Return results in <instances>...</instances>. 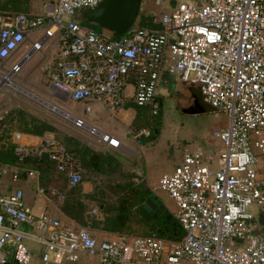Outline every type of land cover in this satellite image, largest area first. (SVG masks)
Returning <instances> with one entry per match:
<instances>
[{
    "label": "built area",
    "instance_id": "2783aa9c",
    "mask_svg": "<svg viewBox=\"0 0 264 264\" xmlns=\"http://www.w3.org/2000/svg\"><path fill=\"white\" fill-rule=\"evenodd\" d=\"M104 1L57 0L42 15L0 12V92L18 90L21 86L12 80L23 64L33 54L45 56L54 40L53 58L43 73L66 98L101 102L114 115L132 102L156 115L164 75L197 83L202 101L226 116V126L213 132L221 146L216 154L186 153L159 178L157 190L174 204L171 214L184 231L181 239L151 232L113 233L97 240L89 226L35 215L23 190L16 189L0 194V264L8 255L17 264H264V237L251 227V208L264 209V0H183L154 16L158 28L135 22L117 38L73 19ZM163 1L154 3L162 8ZM150 2L141 0L139 12ZM20 49L19 57L5 66ZM65 114L94 138L88 140L96 151L121 147L111 135ZM133 134L139 143L150 130ZM15 152L17 165L0 161V177L13 174L16 180L18 172H25L38 185V170L23 167V162L43 154L65 175L64 191L38 185L40 195L50 192L63 201L84 182L80 161L53 133L38 147L16 145ZM87 214L99 219V208ZM29 243L41 245L37 254Z\"/></svg>",
    "mask_w": 264,
    "mask_h": 264
},
{
    "label": "rangeland",
    "instance_id": "374dc122",
    "mask_svg": "<svg viewBox=\"0 0 264 264\" xmlns=\"http://www.w3.org/2000/svg\"><path fill=\"white\" fill-rule=\"evenodd\" d=\"M166 4L167 1L164 0L163 5L166 6ZM147 8H144V13L147 12ZM152 20L154 19L152 18ZM111 33L115 35L114 32ZM52 49V47H47L44 49V53L48 56V58L52 53ZM41 60L42 57H40L39 53L33 54L23 64L21 71L18 73V77L12 80L13 83L18 84L21 87L18 88V90L13 89L12 87H7L4 88L2 92H0V132H3L4 136H8L9 132L16 131L17 125L20 123L21 118V115L18 114V112L21 111L28 120L33 118L47 122L60 130V136H72L89 146L90 143L88 138L92 137L89 136L85 130L77 128L74 125L72 119L64 115L65 110L62 108L60 100L54 94H51L47 91L45 83L46 81L43 79L42 72V67L46 62H42ZM43 80L44 85L43 83L42 85H39L41 84L40 82L39 84L37 83L38 81ZM35 85H37V87ZM188 86V91L191 94L189 95L190 99H184L183 101L182 97H172V92L171 95H166L165 91H159L160 95L156 98L160 103V112L156 116L158 125L153 132H150L151 134L155 135L156 131H159V134L156 133L158 135V141L153 146V154L155 153V157H153L152 160L144 158V161L147 164V169L158 170L159 168L157 167L162 161L163 164L161 166L163 168L168 169L173 165L172 159H161V156L164 155L163 152H167L171 148L170 145H172V142H174L177 146H181L185 142L194 144L211 136L212 125L210 124L209 116L207 115L208 112L211 113L210 111L197 114L186 113L187 111H193L192 108H194L193 104L196 102L195 99L200 98L198 86L196 84ZM129 91L130 88L128 89V92ZM50 105H52L53 108L55 107V110L50 107ZM71 109L73 113L84 115L87 120H92V112L85 111L82 105L74 103ZM12 119L13 122L9 123ZM101 119H105V126L107 129L113 131L115 130L116 132H122L126 130L123 123H121L115 117H110L106 113ZM83 120L85 121V119ZM132 127V129L135 130L133 122ZM147 140H145V142H148ZM161 141L163 142L162 145ZM138 157L140 158L142 156H140L137 152L135 156L129 157L132 158V160L121 159L120 162L118 161L119 163L117 168L113 165L110 167V169L106 170L104 174L95 175L87 173L84 177V181L89 183L90 188H92V191L89 194H95L93 198L85 197V193L82 192V189H79L74 193L73 196H71H76L85 204L86 208L83 215L84 224L82 225H84L83 227L89 226L97 240L106 239L103 238L104 232L100 231V226L98 227L94 224V217L90 218L87 212L95 206L99 208L101 205L100 203L107 204L108 210L112 209V207L115 205V202L118 200V192L121 190V188L119 189V186H123L124 184H128L130 182L146 183L150 187V190L153 189L151 192L154 193V196L160 202V207L166 209L170 213L174 212V204L168 199L165 193L157 190L160 177H158L157 180L147 179L145 181L144 178L138 177V175L135 173L134 170H136L137 164H139ZM3 177L9 191L13 190L15 188L14 185H9L10 183L13 184V182L10 180V175H5ZM251 210L255 215V220L251 223V227L256 228V223H258V228H261V225L264 224V210L261 209L258 211L257 208L255 209V207H252ZM101 212L102 211L99 210V213ZM133 212L134 213L131 221L128 223L129 226L124 230V232L131 235H144L148 233L151 230L150 226L136 215L135 208L133 209ZM87 222H89V225ZM89 263L97 264V262L94 260L89 261Z\"/></svg>",
    "mask_w": 264,
    "mask_h": 264
},
{
    "label": "trees",
    "instance_id": "16d2710c",
    "mask_svg": "<svg viewBox=\"0 0 264 264\" xmlns=\"http://www.w3.org/2000/svg\"><path fill=\"white\" fill-rule=\"evenodd\" d=\"M28 2L29 0H0V12L26 13ZM8 5L11 7V9L8 8ZM91 11L92 10L90 9L82 10L78 12L76 14L77 16L75 15L73 19L81 24V26H85L86 28L95 29L96 31L100 32H106L92 19ZM154 16L155 15H143L139 20V25L148 28H156L158 25L152 20ZM110 34L113 38H117L121 35L117 33L115 35L112 33ZM130 106L135 110V117L133 120V126L135 127L134 131L137 132L141 128H148L150 132H153L158 125L156 117L158 114H151L149 108L147 107H139L133 103ZM18 114L21 115V118L20 123L17 125V132L36 136H42L47 132L53 133L56 138L66 147V149L78 158L85 170V176L87 173L95 175L104 174L105 171L110 169V167L113 165L116 168L118 167L119 162L112 154L108 152H96L91 147L72 136H60V130L47 122L33 118L28 120L21 111H19ZM12 122L13 119L10 120L9 123ZM12 132L13 131L9 132L8 136H4V133L2 132V134L0 132V140L5 139L0 145V161L10 166H16L18 163V156L15 152L16 144L10 141ZM150 135L152 136L153 134L150 133ZM23 167L38 170L39 186L42 189L48 190L49 188L54 187L60 191H64L66 180L65 175L62 172L57 171L55 163L51 161L45 154H43L38 159H33L30 157L26 158L23 162ZM25 176V172H21L19 174L20 179H24ZM120 188L121 190L118 192V200L115 202V205L112 207V209L108 210L107 204L100 203V206H102L101 210L103 212L104 219L100 220L97 217H94V224L98 227H101V232H107L110 234L123 233L126 235H131L125 233L124 230L129 226L128 223L131 221L134 213L133 209L135 208L136 215L141 220L145 221L151 228V230L144 235L155 232L167 240H179L183 237L184 231L169 211L163 209V211L159 212L160 207L152 210L143 206L149 196L152 195V192L148 189L145 183L130 182L128 184H124L123 186H119V189ZM79 189H81V186L71 192H68L65 199L61 201V210L65 215L76 221L79 225L84 226L82 224H84L83 215L86 206L76 196L71 197ZM94 195L95 194H85V197L93 198ZM257 231L258 230H256V232Z\"/></svg>",
    "mask_w": 264,
    "mask_h": 264
},
{
    "label": "crops",
    "instance_id": "0c3cea01",
    "mask_svg": "<svg viewBox=\"0 0 264 264\" xmlns=\"http://www.w3.org/2000/svg\"><path fill=\"white\" fill-rule=\"evenodd\" d=\"M56 1L57 0H29V2L27 4L26 13H30L33 15H42L45 12L51 10L55 6ZM166 1H167L166 6L163 5L162 6L163 8L161 9L160 6H158L154 3V0H151L150 4H148L146 6V8L148 7L147 12H145V13L143 11L141 12L142 16L143 15L144 16H149V15L153 16V15L158 14V12H161V11H170L171 8H174L177 5V3L179 4L183 0H166ZM8 8L11 9V7L9 5H8ZM157 10H159V11H157ZM139 13L140 12H138V15H137L135 22H139V20L142 17L141 13H140V15H139ZM83 27H85V26H83ZM156 28H158V26ZM55 44H56V41L52 40L49 44V47L53 48ZM22 51L23 50H21V49L16 51V53L13 56H11L9 59H7L4 62V65L6 66V65H9L12 62H14L19 57V55ZM53 54H54V48L52 49V53L50 54L49 58L46 54H45V56L40 55V54L39 55H40V57H42V60H41L42 62L45 61L46 63H48L52 60ZM43 67H42V72H43ZM44 76L45 75L43 73V79H45V81H46L45 83H46L47 91L50 92L51 94H54L60 100L62 108L65 110L64 113H68V114H71V115L85 119L87 124L89 123L88 125L98 127L99 130H101L102 132H105V133L111 135L112 137H114L115 139L119 140L120 145H121L120 148H112V147L104 146L102 150H97V151L108 152V153L112 154L119 162L121 159L122 160L123 159L124 160H126V159L132 160V158H129V157L135 156L137 154V152L140 156H142L140 158L138 157L139 164H137V168L134 171L138 175V177L144 178L145 181L147 179H150V180L156 179L157 180L158 177H160L162 174L170 172L171 169L175 165L180 164L182 162V159L186 153H191V152H194L197 150H203V151L212 150L216 154L218 149L221 146L220 140L213 135V132L215 130L220 129V128H224L226 126V116L223 113H218L216 110H209L211 113L208 112L207 115L209 116L210 124L212 125L211 136H209L208 138H205L203 140H200L194 144H189L188 142H185L183 145L177 146L174 142H172V145H170L171 148L169 149L170 151L168 150L167 152H163L164 155L161 156V159H163V160L165 158H166V160L172 159L173 165L168 169L163 168L161 166L163 164V161H162L159 164V166L157 167V168H159L158 170L147 169V164L145 163L144 158H147L148 160H152L153 157H155V153L153 154V146L158 141V135L157 134H159L158 133L159 131L157 130L156 131L157 134L155 133V135H152V136L150 135V137H148V138H146V137L140 138L139 143L136 142V140L134 139V134H133V132H135V131H134V129H132L133 128L132 122H133L134 117H135V110H134V108H132L130 106L132 104V102H128L126 104L123 112H121L117 115H114V114H111L107 110L106 106L101 102H96V101H78V102H76V101H72V100L66 98V96L63 95L62 93L55 91L50 86V84L48 83L47 79ZM39 82L41 84H39ZM37 83L39 85H42V83H43V85H44V80L38 81ZM191 84H192V82H182L180 80L175 79L174 77L164 75L162 80L159 82L156 98H157V96L160 95L159 91L163 90V91H165L166 95H171L173 93L172 97H177V98L182 97L183 98L182 101L184 99L185 100L190 99L189 95H191V94L188 91V87H189L188 85H191ZM35 86L37 87V85H35ZM129 88H130V91L128 92ZM186 88H187V90H186ZM131 92H132V88L128 87L127 88V94L130 95ZM74 103L82 105L84 107L85 111L92 112V114H91L92 120H90V119L87 120L84 117V115L73 113L71 108L74 105ZM192 109H194V108H192ZM54 110H55V108H54ZM105 113L108 114L110 117H115L117 120H119L121 123H123L126 130L122 131V132H116L115 130L113 131V130L107 129L105 126V119H103V120L101 119V118H103V115ZM186 113L193 114V113L188 112V111ZM13 132H15V131H13ZM18 133H20V136L18 138L11 136L10 141L15 143L16 145L25 146L28 148L29 147H31V148L38 147L41 144L42 140L51 134L50 132H47L42 136H36V135L24 134L21 132H18ZM114 133H116V134H114ZM4 140H0V145L4 142ZM145 140H147L148 142H145ZM162 144H163V142L161 141V145ZM90 146L91 145H89V147ZM92 149L94 151H96L93 147H92ZM134 158H137V157H134ZM13 170H15V169H13ZM20 173L21 172H18V174H17L18 177L16 180H14L12 178L13 174L10 175V180L13 182V184L10 183L9 185H11V186L14 185V187H15L11 191H9L8 187L6 186L4 179H3L4 177L3 176L0 177V194L11 193L12 191H14L16 189H22L24 192L25 203L35 215H41V214L47 213L51 218L59 219L63 223H69V222L77 223L76 221L69 218L67 215H65L63 213V211L61 210V200H59L56 195L54 196V195H51L50 193H48L47 195H40L37 192L36 186H38L39 184L38 185L36 184V179H37L36 177L25 176L24 179H20V177H19ZM38 182H39V176H38ZM146 186L150 190V187L147 184H146ZM6 188H7V191H6ZM81 189H82V192L85 194H89L92 191L91 190L92 188H90L89 183H87L85 181L82 183ZM55 190H57L58 192H61L57 188H55ZM152 195H154V194L152 193ZM101 209H99V210L102 211ZM99 219H100V214H99ZM111 235L112 234H110V233L104 232L103 238H109V237H111ZM94 261L97 262L96 260H94ZM2 264H17V263L13 260V258L10 255H8V256H6L5 262Z\"/></svg>",
    "mask_w": 264,
    "mask_h": 264
},
{
    "label": "water",
    "instance_id": "95a60500",
    "mask_svg": "<svg viewBox=\"0 0 264 264\" xmlns=\"http://www.w3.org/2000/svg\"><path fill=\"white\" fill-rule=\"evenodd\" d=\"M140 4L141 0H105L102 4L91 11L92 19L109 34L111 32H114L115 34H122L135 22L140 9ZM192 84H196L198 86V91L200 92V86L197 83ZM195 100L196 102H194L195 104H193L194 109L191 113L197 114L209 110H214L212 107L208 106L202 101L201 92L200 98ZM143 206L147 209L154 210L160 207V202L154 195H151L145 201ZM101 208L102 207L100 206L99 209ZM161 211H163V208L160 207L159 212ZM103 219L104 215L101 212L100 220ZM253 229L255 228L253 227ZM257 233L259 234L258 231ZM29 246L31 247L32 252H34L35 254L38 253V250L41 247V245H38L36 243H29Z\"/></svg>",
    "mask_w": 264,
    "mask_h": 264
},
{
    "label": "flooded vegetation",
    "instance_id": "af4514ba",
    "mask_svg": "<svg viewBox=\"0 0 264 264\" xmlns=\"http://www.w3.org/2000/svg\"><path fill=\"white\" fill-rule=\"evenodd\" d=\"M256 225H257V226H256L255 229H257L258 232H259V234H260L262 237H264V224L261 225V228H258V227H259L258 223H256Z\"/></svg>",
    "mask_w": 264,
    "mask_h": 264
},
{
    "label": "bare ground",
    "instance_id": "6f19581e",
    "mask_svg": "<svg viewBox=\"0 0 264 264\" xmlns=\"http://www.w3.org/2000/svg\"><path fill=\"white\" fill-rule=\"evenodd\" d=\"M50 107H52V105H50ZM54 108H55V107H54ZM54 108H53V109H54ZM64 115L66 116V114H65V113H64Z\"/></svg>",
    "mask_w": 264,
    "mask_h": 264
}]
</instances>
